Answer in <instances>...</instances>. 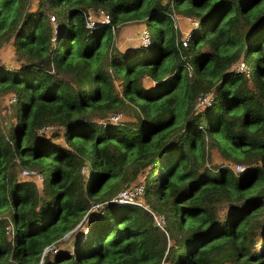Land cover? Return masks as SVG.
I'll return each mask as SVG.
<instances>
[{
    "label": "trees",
    "instance_id": "16d2710c",
    "mask_svg": "<svg viewBox=\"0 0 264 264\" xmlns=\"http://www.w3.org/2000/svg\"><path fill=\"white\" fill-rule=\"evenodd\" d=\"M171 9L198 21L181 51ZM139 20L148 42L114 48ZM7 42L0 264H264V0H0ZM139 182L150 211L112 199Z\"/></svg>",
    "mask_w": 264,
    "mask_h": 264
},
{
    "label": "rangeland",
    "instance_id": "374dc122",
    "mask_svg": "<svg viewBox=\"0 0 264 264\" xmlns=\"http://www.w3.org/2000/svg\"><path fill=\"white\" fill-rule=\"evenodd\" d=\"M91 14L95 18L96 15L94 13H91ZM53 15H54L53 12L49 13L48 18L51 22H52V20H51L50 16H53ZM169 16L171 19L172 27L180 32L179 40L176 41V47L179 51H181L182 49L186 48L190 34L186 35V34H183L184 32H181L180 21L182 19L183 20L187 19V22H184V26H186L187 28L190 26L191 30L197 26L198 21L193 17L185 18L184 15H180V13H178L176 10H173V9H171L169 11ZM194 21H196V23H194ZM151 26L152 25L149 24L148 28L150 29ZM145 29L147 30L144 20L127 21V22L122 23L118 27H113V31H112L113 37L112 38H113V45L115 46L114 48L123 49V48H126V47L131 46V45H137L139 43L140 44L143 43L141 41V39L144 35L143 32L146 31ZM146 33H148V32L146 31ZM181 39L185 40L184 46H182L180 44ZM179 55L181 58H184V54H182L181 52L179 53ZM0 64H3V65L8 66V67L14 66L16 64V61H15L14 55H13L12 45L10 42H7L6 44H4L0 47ZM208 94H211V93H208ZM209 152H210V161H209L210 165L216 166L219 164L227 163V160L223 159L219 155L218 151L215 148H210ZM233 164H235V163H231L230 165H233ZM84 170L86 171V169H84ZM18 177H19V175H18ZM38 186H39V188H41L42 184L40 182H38ZM122 187H123V185L120 187L119 190H121ZM96 205L99 206L100 203H97ZM83 217H82V219H83ZM82 219H80V221ZM80 221L78 223H76V225H74V228H76V226L79 225ZM70 230L65 233V236L63 237L64 241L60 242L59 245L53 246V248L51 249L52 253L57 251L58 249H61V247L71 248L70 247L71 240L73 237L76 236L77 232L75 233V231H74V232L69 233Z\"/></svg>",
    "mask_w": 264,
    "mask_h": 264
},
{
    "label": "built area",
    "instance_id": "2783aa9c",
    "mask_svg": "<svg viewBox=\"0 0 264 264\" xmlns=\"http://www.w3.org/2000/svg\"><path fill=\"white\" fill-rule=\"evenodd\" d=\"M98 15H99L98 19H100L99 21H101V22L108 21L107 14H105V13L100 11ZM50 18L52 20V23L55 24L53 16H50ZM185 18H190V17L186 16ZM85 19H86L85 20V26L87 28H92V27L95 26V20H94L95 18L93 17L91 12H89V11L86 12ZM194 23H196V21H194ZM146 31L143 32L144 35H143V37L141 39V41L143 43H141V45H143V44L148 42V33H146ZM190 31H191V29H190V26H189V28L186 31H184L183 34L189 35ZM180 44L182 46H184L185 45V40L181 39L180 40ZM234 66H235V68L237 70H241V69L244 68V63H243V61L239 60ZM12 98L13 97L11 96V99ZM212 98H213L212 94H206L203 97L199 98L197 100L196 104H206L207 105V104H209L211 102ZM109 118L112 119V120H116L118 117H117V115H111ZM230 167H231L232 171L235 174L240 173V171L244 168V166L242 164H233V165H230ZM19 174L20 175L32 174L37 179H41V175L35 169L22 168V169H20ZM143 191H144V187H143V184L140 183V182L139 183H133V184L125 185V186L122 187L121 190H118L114 194L112 199L114 201L119 202V203H131V204L143 206L144 208L148 209L147 208V204L144 203V201H143ZM152 216H153V219H154L156 224H158L159 226H161L163 224L164 218H163L162 215L154 213V214H152ZM5 228L7 230H9L10 233L12 232L11 225H6ZM224 264H233V263L232 262H225Z\"/></svg>",
    "mask_w": 264,
    "mask_h": 264
},
{
    "label": "crops",
    "instance_id": "0c3cea01",
    "mask_svg": "<svg viewBox=\"0 0 264 264\" xmlns=\"http://www.w3.org/2000/svg\"><path fill=\"white\" fill-rule=\"evenodd\" d=\"M184 22H187V20L186 19H184V20L182 19L180 21V30H181V32H184V31H186L189 28V27L187 28L186 26H184Z\"/></svg>",
    "mask_w": 264,
    "mask_h": 264
},
{
    "label": "clouds",
    "instance_id": "9594fccd",
    "mask_svg": "<svg viewBox=\"0 0 264 264\" xmlns=\"http://www.w3.org/2000/svg\"><path fill=\"white\" fill-rule=\"evenodd\" d=\"M186 17V16H185Z\"/></svg>",
    "mask_w": 264,
    "mask_h": 264
}]
</instances>
